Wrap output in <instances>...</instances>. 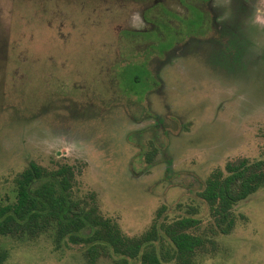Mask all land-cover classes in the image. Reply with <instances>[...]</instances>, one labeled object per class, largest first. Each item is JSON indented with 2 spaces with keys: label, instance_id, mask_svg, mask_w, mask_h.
<instances>
[{
  "label": "rangeland",
  "instance_id": "1",
  "mask_svg": "<svg viewBox=\"0 0 264 264\" xmlns=\"http://www.w3.org/2000/svg\"><path fill=\"white\" fill-rule=\"evenodd\" d=\"M180 1L189 13L178 0H0V205L30 162L69 164L126 236L160 211L198 220L191 231L214 242L197 264H264V188L234 208L227 236L211 237L198 197L227 162L264 159V14L257 40L240 44L221 0L211 29H196V0ZM0 245L4 264H87L83 246L55 249L47 235Z\"/></svg>",
  "mask_w": 264,
  "mask_h": 264
},
{
  "label": "trees",
  "instance_id": "2",
  "mask_svg": "<svg viewBox=\"0 0 264 264\" xmlns=\"http://www.w3.org/2000/svg\"><path fill=\"white\" fill-rule=\"evenodd\" d=\"M77 174L69 164L47 169L30 162L14 179V200L0 205V240L32 242L47 235L55 249L64 244L83 246L87 264H96L100 257H113V264H197L205 244H214L191 231L198 220L161 221L160 211L143 234L126 236L115 221L101 214L94 194L81 193ZM262 188L264 159L239 158L211 172L198 194L209 209L211 237L230 235L238 221L234 208ZM7 258L0 245V264Z\"/></svg>",
  "mask_w": 264,
  "mask_h": 264
},
{
  "label": "flooded vegetation",
  "instance_id": "3",
  "mask_svg": "<svg viewBox=\"0 0 264 264\" xmlns=\"http://www.w3.org/2000/svg\"><path fill=\"white\" fill-rule=\"evenodd\" d=\"M196 3H193L192 6L195 7L194 10L198 13L200 12L202 15L200 16L199 27H196V29L202 28L205 25L206 29L214 28V22L210 16L209 12V5L211 0H196ZM181 7H183L188 13H189V6L187 2L182 3L180 0H178ZM223 3L221 8L223 17L229 20H232L231 23L233 26L230 28L231 30L227 31V33H231L233 36L231 37L234 42H240L245 43V39L250 38L253 42L257 40L261 29L259 30L256 28L255 25L256 22H258V17L260 14H264V0H221ZM201 5L199 6V4ZM158 5H162V3H158ZM226 7H229L228 10H226ZM231 7H234L235 15L230 17L229 10ZM204 8V9H203ZM246 8V10H245ZM251 11H247V10ZM252 12V14H250ZM199 13V15H200ZM173 18L179 17L181 19H186L184 16H180L177 13L172 12ZM233 15V14H232ZM184 17V18H183ZM248 17V19L245 22V19ZM174 20V19H173ZM173 22V21H172ZM207 22V25H206ZM260 31V32H259ZM176 35H179L178 32H173ZM264 33V32H263ZM219 38L221 37V33L219 35ZM250 40V41H251ZM222 41V40H221ZM242 46V45H241ZM243 47V46H242Z\"/></svg>",
  "mask_w": 264,
  "mask_h": 264
}]
</instances>
